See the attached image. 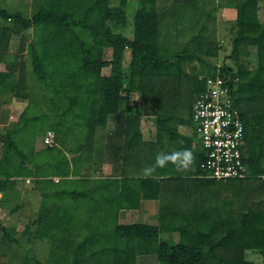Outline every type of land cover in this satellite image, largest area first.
I'll return each mask as SVG.
<instances>
[{
	"label": "trees",
	"instance_id": "16d2710c",
	"mask_svg": "<svg viewBox=\"0 0 264 264\" xmlns=\"http://www.w3.org/2000/svg\"><path fill=\"white\" fill-rule=\"evenodd\" d=\"M110 1L41 0L29 16L0 7V63L6 66L0 70V95L30 97L24 91L29 67L40 87L67 102V111L77 107L85 117L84 130L78 132L83 136L76 148L80 155L68 157L63 150L68 130L48 129L55 137L51 146L43 142L46 160L35 162V169L21 163L20 175L12 173L9 157V153L17 157L11 138L17 129H6L0 136L2 199L19 196L17 177L30 178L41 203L23 232L30 235L29 243L36 244V239L54 231L67 256L59 264H145L138 263L137 256L149 248L156 254L153 264H264V22L259 17L264 1L134 0L132 37L122 33L132 1L119 0L115 5ZM222 8L235 10L231 51L225 56L232 63L223 61L218 67L215 61L223 44L217 34V12ZM23 29H29L31 40L21 38L19 53L11 59V34ZM250 47L256 51L253 68L248 66ZM105 49L110 50L109 60L104 59ZM126 55V78L101 73L107 65L124 66ZM217 75L225 80L244 126L240 149L248 173L240 178L192 176L179 161L190 152L198 163L205 158L200 142L192 148V136L178 129L192 126L193 102L206 90V79ZM131 92L140 94L142 113L124 112L122 104ZM141 115L154 118L152 143L141 139ZM110 117L115 119L114 128L106 132L102 145L98 130L106 128ZM165 138L168 148L161 154L158 147ZM98 145L109 152L117 148L110 157L120 178H90L103 153L99 158L95 154ZM42 165L48 171L40 172ZM145 169L147 176H142ZM140 197L157 200L156 224L123 222V211L136 207ZM60 198L79 206L88 199L92 214L100 220L88 222L87 230L85 224L80 227L77 214L70 206L61 207ZM104 206L111 210L108 214ZM0 226L1 249L7 247L19 264H43L31 247L22 249L20 240L10 239L5 226Z\"/></svg>",
	"mask_w": 264,
	"mask_h": 264
},
{
	"label": "rangeland",
	"instance_id": "374dc122",
	"mask_svg": "<svg viewBox=\"0 0 264 264\" xmlns=\"http://www.w3.org/2000/svg\"><path fill=\"white\" fill-rule=\"evenodd\" d=\"M41 0H0V7L4 9H8L9 11H20L24 16H29L33 10H35L38 3H40ZM119 0H111L110 4L115 5ZM132 6L129 7L127 10V26L125 30L122 31V33L127 37H132L133 35V19H134V10H135V4L134 0H131ZM264 1V0H263ZM264 4V3H263ZM264 10V8H263ZM263 10H260L259 17L260 21L264 22V12ZM235 18V10L228 9V8H222L219 9L217 12V20L220 22L218 25V37L221 39V42L223 44V48L220 51V55L217 57L215 61L216 66H220L223 61H225L228 64H231L230 59H226L225 56H227L231 51V39H230V30L232 27V21ZM1 20V19H0ZM9 23V21L7 22ZM14 24L13 22L10 23V25ZM16 27V25H15ZM20 26L17 24V28ZM23 39L26 43H28L31 39L30 31L29 29H23L20 31H14L11 34L10 37V58L14 59V56L12 54L19 53L18 51V45L20 39ZM249 55H248V66L249 68L255 67V59H256V51L254 47L249 48ZM24 56V54H23ZM111 58L110 50L105 49L104 53V59L109 60ZM128 55L125 57V65L122 67H115L111 65H107L102 68L101 73L103 75H112V74H124V77L126 78L127 75H125V72H128ZM197 66V64H196ZM14 76L15 79L19 76L18 66L14 67ZM205 69V66H204ZM0 70H6V66L4 63H0ZM24 73L26 86L24 87V91L28 92L30 94V97H17L14 96L11 92H4L0 95V136L4 133L6 129H17L15 132H13L12 137L16 143V153L13 151V153L16 154L17 157L12 156V153H9V157L12 160V166H10L12 173L20 175L22 174V171L19 167L21 163H23V166L26 167V169H35L34 163L39 161V165L41 161L46 160L45 154L48 152L45 145L43 144L42 138L48 129H53L57 131H67L68 130V138H63L64 148L63 149L68 157H72L73 155H80V152L76 151L77 143L79 139H82V134H79L78 132H82L84 129L83 127V120L85 117L83 116L82 112H80L77 107H73L74 110L67 111L68 109V103L65 101H61L58 99L57 94L51 92V91H45L43 87H40L38 85V81L33 77L32 73L29 70V67L25 70ZM125 94V92H123ZM60 97L63 99V95L60 94ZM5 100H8L7 103H3ZM48 100V101H46ZM47 102V103H46ZM124 112H129L132 114H135V111L137 109L138 113H142L143 111V102L140 98V94L138 92H131L128 94V99L123 102L122 104ZM109 120V118H108ZM18 128L16 127L17 124ZM80 125V128H78ZM138 126L141 131L142 136L144 135V138H154L155 135V126H154V120L153 118H149L145 115H141L138 121ZM183 131V129L181 130ZM192 131H193V124H192ZM194 140L198 142V138L195 134H193ZM2 138V137H1ZM87 151V150H86ZM4 150L2 151L3 154ZM51 153H53V150H51ZM86 153V152H82ZM97 154V153H95ZM13 158V159H12ZM22 161V162H21ZM101 162L98 161V166L102 167ZM94 165V164H93ZM43 166V165H42ZM104 166V165H103ZM9 169V166H7ZM46 168V167H45ZM43 166V168L40 169V172H46V170ZM22 171V172H21ZM89 171V170H88ZM90 176H97L98 173H96V170H90ZM58 177H55V180H57ZM17 180L22 182H17L16 189L20 194L25 195V199L20 201V197L14 196L11 197L13 200L16 199V203L13 206H17L18 204L21 205L20 202L25 204L24 206L27 207V205L31 204L26 210L25 213L29 216L30 221H32L37 212V208L39 209L40 203H41V197H39L40 192L37 191V189L33 186V183L31 182L29 177L22 178L17 177ZM2 192L0 191V199L2 200ZM28 195V197H27ZM102 195H100L99 198H101ZM53 199L56 200L55 197ZM53 199L49 200L48 205L53 203ZM100 200V199H99ZM70 198L66 199H59V205L61 207L66 206L68 209V206H70V211H73L77 214L76 223L81 227L85 224V229H88V222H96L99 221L97 215L95 216L92 214L91 207H89V201L88 199H84L81 201L83 204L79 206V203H74L75 205L70 204L71 203ZM98 201V199L96 200ZM76 207H80V209H77ZM31 208V209H30ZM106 214H108L111 210H109L107 207L104 206ZM146 210H149V215L155 214L153 212L154 205H151L149 208H143ZM152 209V210H150ZM99 210V209H98ZM113 210V209H112ZM97 211V210H95ZM26 215V214H25ZM102 217H105V213L101 212ZM18 213H10V215H4L2 213L1 207H0V224L5 226L6 232L9 234L10 239L13 237H16L19 235L20 230L24 228V224L20 223L18 220ZM21 215L19 216V218ZM130 217L127 218V220ZM64 220V219H63ZM78 227V226H77ZM53 235H48V237H43L40 241L39 239H36V244L31 245L27 240L30 237L27 233H21V241L26 246L29 243L30 248L29 251L33 252V254L36 255V257L43 262H49L50 264H59L64 262L67 259V256L65 254V250L61 247V240L58 239L57 236H55L54 231H52ZM2 235V230L0 226V239ZM53 237V238H52ZM25 242V243H24ZM58 243V245L54 248L53 244ZM25 248L24 245L22 246V249ZM26 249V248H25ZM1 251L4 253L2 254ZM5 249H1L0 247V263H7L10 264H19L20 261L17 260L16 256H11L8 253L5 254ZM156 254L150 250V248L145 252V255L143 256H137V262L140 263H147V264H153L156 262ZM250 258H256L255 254H251ZM9 259V260H8Z\"/></svg>",
	"mask_w": 264,
	"mask_h": 264
},
{
	"label": "built area",
	"instance_id": "2783aa9c",
	"mask_svg": "<svg viewBox=\"0 0 264 264\" xmlns=\"http://www.w3.org/2000/svg\"><path fill=\"white\" fill-rule=\"evenodd\" d=\"M192 109L193 133L205 155L197 165L196 175L215 180L246 176L240 149L244 126L225 80L219 75L207 78L206 90L197 96ZM54 137V132L49 130L43 142L51 146ZM2 147L0 139V160Z\"/></svg>",
	"mask_w": 264,
	"mask_h": 264
},
{
	"label": "crops",
	"instance_id": "0c3cea01",
	"mask_svg": "<svg viewBox=\"0 0 264 264\" xmlns=\"http://www.w3.org/2000/svg\"><path fill=\"white\" fill-rule=\"evenodd\" d=\"M149 118L152 119L153 117H149ZM114 120L115 119L113 117H110V119L107 121L106 128L104 130H100V129L98 130V138H99V140H100V138H102L101 139L102 142L100 141V143L102 145L104 143V140H106V137H105L106 132H108V130H112L114 128ZM153 120H154V118H153ZM154 126H155V123H154ZM182 129H183V131H181ZM154 131H155L154 132L155 133L154 138H144V135L142 136L141 131H140V134H141V137H142L141 138L142 141H144L146 143L154 142L156 140V127H155ZM178 131H179V133L184 134V135H188L189 134L190 136H192L194 134L193 131H192V126H188V127L187 126H180ZM193 138H194V136H192V138H190V141L192 142V148H195V147L198 148L197 144L199 142H196V140H194ZM113 147H112V152L111 151L109 152L110 148L103 147L102 150H101L100 145H98V148L96 150L98 158L100 157L101 153L103 152L102 156L100 157V162H101L100 164H102V167L101 166H97L96 169L93 168L92 170H96V173H98V175L97 176H90V178H93V179L95 178V179L101 180V179H104V178H120L121 177L120 170L116 169V166L114 165V161L110 157L111 153L113 154V156L115 155V152H116V149H117V148L115 149ZM158 148H159V150H160L159 152L161 154H163V152L167 151L168 142H167L166 138L164 139V141L162 143V146L158 147ZM118 151L121 152V148L120 147H119ZM129 151H130V148H129ZM189 154L187 155V157L185 156V158H184L185 160L183 158H180L179 161H180V164H181V169H183L184 171H187L190 168L191 175L195 176L198 173L197 172L198 162L195 159H193L192 153L190 154V159H189ZM146 170L147 169L144 170V173H143L142 176H147V174L145 172ZM111 189H112V192H115L113 187ZM18 193H19L18 197H20V201L25 199V195H23V194L21 195L20 192H18ZM27 197H28V195H27ZM15 203H16V199L13 200L12 198H10L9 201H6V200L2 199L0 201V207H1L2 213L4 215H6V214L10 215V213H12V214L13 213L17 214L18 213V217L17 216L16 217L18 218L20 223L24 224V228L22 230H20L19 235L16 236L15 238L20 240L21 245H24L25 247H29V243H28L27 246L25 245L26 244L25 242H24L25 244L22 243V241H21V233L24 231L26 224L31 222L30 219H29V216L27 215V213H25V210L31 204L27 205V207H26V206H24L25 204L20 202L21 205L18 204L17 206H13V205H15ZM157 203H158L157 200L144 199V198L140 197V199L137 202V206L136 207H132L130 209H126V210L123 211V215L125 216V218L123 219V222L124 223H138L139 222V223L156 224L157 223V206H158ZM151 205H154V208H155L153 210V212L155 214H153V215H149V213H148L149 210L143 209V208H149ZM37 210H38V208H37ZM150 210H152V209H150ZM20 215H21V217L19 218ZM128 217H130V218L127 220ZM174 235H176V234H174ZM33 244L34 243H32L31 245H33ZM2 249H5L6 253L9 252V249L7 247L2 248ZM1 253L3 254L4 252L1 251ZM143 255H145V253L142 254V255H139V256H143ZM138 263H140V262H138ZM145 264H147V263H145Z\"/></svg>",
	"mask_w": 264,
	"mask_h": 264
},
{
	"label": "clouds",
	"instance_id": "9594fccd",
	"mask_svg": "<svg viewBox=\"0 0 264 264\" xmlns=\"http://www.w3.org/2000/svg\"><path fill=\"white\" fill-rule=\"evenodd\" d=\"M189 159H190V154H189Z\"/></svg>",
	"mask_w": 264,
	"mask_h": 264
}]
</instances>
